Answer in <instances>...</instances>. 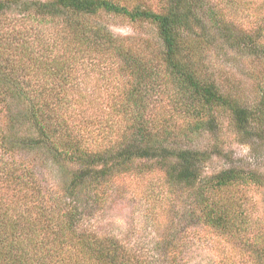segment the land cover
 Returning <instances> with one entry per match:
<instances>
[{"label": "trees", "instance_id": "trees-1", "mask_svg": "<svg viewBox=\"0 0 264 264\" xmlns=\"http://www.w3.org/2000/svg\"><path fill=\"white\" fill-rule=\"evenodd\" d=\"M155 1L156 10L131 0H0V264H179L178 253L207 240L154 236L139 248L92 224L116 181L153 172L161 202L182 198L194 223L186 231L246 250L223 264H264V239L248 237L244 190L264 188V0ZM101 17L152 27L155 38L136 47ZM86 66L125 77V87L100 102L74 95ZM223 120L247 161L224 149ZM193 136L211 142L193 147ZM215 158L228 165L210 172ZM46 163L58 183L43 177Z\"/></svg>", "mask_w": 264, "mask_h": 264}, {"label": "rangeland", "instance_id": "rangeland-1", "mask_svg": "<svg viewBox=\"0 0 264 264\" xmlns=\"http://www.w3.org/2000/svg\"><path fill=\"white\" fill-rule=\"evenodd\" d=\"M240 1L243 4L247 3L246 7L250 4L256 5L259 2V0ZM131 2L141 3L153 10L157 9L155 0H131ZM98 20L113 34L133 38V45L139 48H141L140 39L153 41L155 38V31L152 27L132 25L117 17H101ZM239 22L242 26H252L250 17L247 19L241 18ZM242 67L244 68V65L240 66V68ZM77 72L76 81H78L79 86L73 91V94H81L85 98L89 97L90 101L98 99V102H100L111 93L119 94L126 85L125 77L108 74L97 75L89 66H86L83 70L79 69ZM240 72L234 70L238 80L242 82L243 89L248 92L251 90L252 84ZM103 80L106 81L103 82ZM223 122L224 129L220 137L224 149L233 153V157L237 159V162L246 160L245 158L249 156L248 147L236 142L227 126V121L223 120ZM210 142V139L206 140L199 136H193L191 146L204 147ZM227 161L215 158L208 166V171L220 170L228 165ZM256 164L264 170V159H260ZM41 172L44 174V178L51 179L52 183H58L57 174L49 164L46 163V167L41 168ZM58 177L59 180L63 179L60 175ZM162 181L161 175L155 172L144 176L129 175L116 181L106 202L95 207V216H92L94 223L92 224L98 234L100 236L116 237L126 246L130 243L135 245L138 243L139 248H141L142 243H145L144 246L146 245L149 237L154 236L204 237L207 240L202 245L199 243L198 247L194 246L185 249L182 254L178 253L179 264H223L225 260L231 258L239 260L242 255L246 254V250L242 248L238 241H231L225 238L226 236L204 232L202 229L196 230L195 233L189 230L186 231V229L193 227L194 223L188 217L184 218L186 208L181 197L176 198L173 205L168 201L161 202ZM244 190L249 204L247 205L248 212L252 214V217L254 216L252 220L253 230L248 237L255 238L254 241L257 239L261 241L264 239V188L251 185ZM226 262L231 264L229 261Z\"/></svg>", "mask_w": 264, "mask_h": 264}]
</instances>
